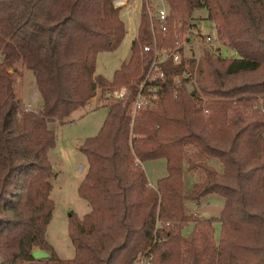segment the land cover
I'll use <instances>...</instances> for the list:
<instances>
[{"label": "trees", "instance_id": "16d2710c", "mask_svg": "<svg viewBox=\"0 0 264 264\" xmlns=\"http://www.w3.org/2000/svg\"><path fill=\"white\" fill-rule=\"evenodd\" d=\"M116 1L0 0V264H136L145 254L152 264H264V0H164L171 24L187 25L205 9L238 57L202 53L198 87L221 100L175 94L172 78L185 65L169 63L156 98L146 89L151 102L137 112L152 59L144 52L153 37L147 1L129 60L113 80L96 72L99 54L118 49L127 34ZM19 65L35 77L36 112L17 95ZM121 87L126 99L109 104L98 135L80 146L88 164L79 194L91 211L71 214L75 256L63 260L47 240L57 144L50 124L66 123L98 88ZM155 159L168 170L156 187L142 166ZM195 171L202 177L185 193V173ZM210 194L225 199L220 216L189 215L186 201ZM36 249L50 257L34 259Z\"/></svg>", "mask_w": 264, "mask_h": 264}, {"label": "rangeland", "instance_id": "374dc122", "mask_svg": "<svg viewBox=\"0 0 264 264\" xmlns=\"http://www.w3.org/2000/svg\"><path fill=\"white\" fill-rule=\"evenodd\" d=\"M148 8L152 12L165 6L170 9L164 0H145ZM144 0H123V6L120 11V17L124 21L127 34L122 44L112 52L100 53L97 59V74L104 76L108 80H113L116 71L121 65L128 61L131 56V46L134 39L138 35L141 10ZM147 8V12H148ZM192 24L195 30L212 37L213 42L208 44L206 48L199 41L195 46L198 52L209 49L216 55L222 57L237 58L238 54L233 50L227 42L219 38L216 24L208 20L207 11L205 9L196 10L192 19L186 25L182 21H174L173 27L187 29ZM203 53V52H202ZM2 53L0 51V62L2 61ZM20 79L18 80L17 95L22 100L24 107L28 111H38L42 102L37 90L35 77L24 66H18ZM124 88V87H121ZM121 88H114L119 90ZM126 88V87H125ZM102 88L96 90V97L93 98L84 108L75 111L70 119L64 123H52L50 128L55 130L57 135L56 147L50 153V160L54 167L56 176L53 178L52 199L55 203L53 218L47 229V240L54 247L58 256L63 260L73 259L75 256V248L69 236L70 215L74 214L82 218L91 211L88 201L83 199L79 194V187L84 179L87 168V157L81 152L80 146L88 139L95 137L100 132L108 115L109 104L115 99L108 96ZM188 93V92H187ZM190 94V93H188ZM198 96L204 97L203 102L211 100H221V98H210L203 93ZM237 98H234L235 102ZM188 146L187 150L189 149ZM193 150L189 149L190 155ZM208 163L215 165L218 169L220 162L216 158H209ZM221 164V162H220ZM222 165V164H221ZM150 184L154 187L160 179L167 176V162L165 159H155L145 162L143 165ZM202 177L201 173H185V193H190L195 182ZM225 199L219 194H210L203 198L200 203L192 200L186 201V208L189 215H193L199 219H208L211 217H219L224 207ZM217 237L220 235V224H215ZM192 231V225L184 229L185 234ZM139 257L136 264L139 263Z\"/></svg>", "mask_w": 264, "mask_h": 264}, {"label": "built area", "instance_id": "2783aa9c", "mask_svg": "<svg viewBox=\"0 0 264 264\" xmlns=\"http://www.w3.org/2000/svg\"><path fill=\"white\" fill-rule=\"evenodd\" d=\"M115 4L116 7H122L123 0H117ZM148 14L153 37L152 41L144 46V52L151 55L152 59L134 100V112L150 104L151 100L145 92L146 89L149 88L152 98H156L157 84L166 79L165 67L169 63L174 64V66L185 65L183 71L175 74L172 78L175 94H178L183 89L188 93H201L197 84V66L203 51L198 52L194 46L201 41L206 48L208 44L210 45L213 42L212 37L201 33L200 30H193L189 27L187 29L173 27L169 11L165 6L157 9L155 12H152L151 8H148ZM191 62H194L196 66L193 70L190 68ZM127 94L128 89L124 87L119 90L110 91L108 96L122 101L126 99ZM201 99L203 100L204 97H201ZM135 164L141 165L138 159L135 161ZM138 264H152V256L148 254L142 255Z\"/></svg>", "mask_w": 264, "mask_h": 264}, {"label": "water", "instance_id": "95a60500", "mask_svg": "<svg viewBox=\"0 0 264 264\" xmlns=\"http://www.w3.org/2000/svg\"><path fill=\"white\" fill-rule=\"evenodd\" d=\"M32 256H33L34 259L40 260V259L49 258L50 254L48 252L36 249V250L33 251Z\"/></svg>", "mask_w": 264, "mask_h": 264}]
</instances>
